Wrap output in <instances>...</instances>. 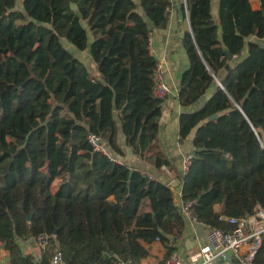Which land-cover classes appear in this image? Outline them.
Returning <instances> with one entry per match:
<instances>
[{"label": "trees", "instance_id": "16d2710c", "mask_svg": "<svg viewBox=\"0 0 264 264\" xmlns=\"http://www.w3.org/2000/svg\"><path fill=\"white\" fill-rule=\"evenodd\" d=\"M213 2L182 6L192 31L181 41L189 66L179 134L194 153L183 175L161 137L165 99L154 94L150 43L154 29H168L172 0H0V239L11 264H49L53 250L66 264H139L150 255L141 239L160 241L168 257L187 220L163 166L213 226L234 229L225 217L264 208V44L248 41L264 38V9L218 0L214 13ZM133 113L139 134L129 145ZM89 133L112 157L123 160L128 146L142 163L95 151ZM42 232L53 246L38 259L25 254L18 239ZM255 264H264V240Z\"/></svg>", "mask_w": 264, "mask_h": 264}, {"label": "crops", "instance_id": "0c3cea01", "mask_svg": "<svg viewBox=\"0 0 264 264\" xmlns=\"http://www.w3.org/2000/svg\"><path fill=\"white\" fill-rule=\"evenodd\" d=\"M186 0H172V7L170 11V20L169 26L166 31H160V35H166L167 41L161 42L159 39L154 36L151 39V52L156 59H165L167 63V80L173 89L174 93L165 99V104L163 107V114L161 116V137L166 143L167 150L176 160V165L181 167L182 155L188 152H192L193 145L192 140L188 139L181 141V146L178 145L179 141V116L182 111V106L177 99L178 96V86L180 78L183 72L188 68L189 63L186 58L184 49L182 48L181 41L185 28H188L192 31L189 18L187 17L188 11L183 12V4ZM253 9L261 8L260 0H250ZM218 0L213 2V12L218 11ZM264 38H257L251 36L248 38V41H257L262 42ZM264 44V43H263ZM248 45L242 51L240 56L230 59L232 63L238 62L244 59L248 55ZM85 56V55H84ZM87 61L88 57H86ZM90 62V61H89ZM91 64L94 65L96 69L95 62L91 61ZM126 141L127 144L133 145L139 134V123L137 121V116L135 113L131 115V120L126 124ZM124 137V136H123ZM124 138V139H125ZM124 163L128 165H133V163H142L139 158L134 155L130 147L127 146V156L123 159ZM150 167V165H148ZM164 174L166 178L170 179L175 186L177 182V176L174 170L168 169L166 166H163ZM222 204H216L215 209L217 211L221 210ZM208 229L203 225H191L187 222V226L184 229L183 235L176 239V250L179 252L186 264H194L200 260L198 251L201 248L207 247ZM143 245H145L150 255L141 261L142 264H158L162 263L166 257V248L160 243V241L155 240L151 243L141 239ZM35 247V246H34ZM28 254V253H25ZM5 263L11 264V261L5 260ZM216 264H240L239 261L234 256H229L228 258L219 257L216 261Z\"/></svg>", "mask_w": 264, "mask_h": 264}, {"label": "built area", "instance_id": "2783aa9c", "mask_svg": "<svg viewBox=\"0 0 264 264\" xmlns=\"http://www.w3.org/2000/svg\"><path fill=\"white\" fill-rule=\"evenodd\" d=\"M260 5L264 9V0H260ZM153 36L154 33L151 34L150 43ZM167 70L165 59H157L153 73L154 94L156 97L162 99H166L174 93L167 80ZM88 139L95 151L104 153L111 160L120 164L124 163L122 159L111 156L100 135L89 133ZM178 141V145L181 146V136H179ZM193 158V152L182 155L181 168L183 175L188 172ZM150 176L152 177V175ZM168 186L172 191L175 203L187 222L191 225H203L208 229V245L198 251L200 260L194 264H216L219 257L228 258L229 256H234L240 264H255L256 256L264 240L263 207L257 206L253 213L247 212L241 217H225L231 223L237 224L236 228L225 230L206 223L198 217L195 211V207L198 205V199H185L183 197L182 186L177 187L173 182H170ZM18 241L20 245L23 242L38 247L41 255L46 254L54 244L52 236L48 232H42L36 238L26 240L18 239ZM23 252L25 253L24 250ZM5 260L11 261V256L6 247V242L0 239V264H7ZM49 264H66L63 252L61 250L50 251ZM117 264H125V262L118 261ZM139 264L142 263L140 262ZM161 264H186V262L179 252H173Z\"/></svg>", "mask_w": 264, "mask_h": 264}, {"label": "water", "instance_id": "95a60500", "mask_svg": "<svg viewBox=\"0 0 264 264\" xmlns=\"http://www.w3.org/2000/svg\"><path fill=\"white\" fill-rule=\"evenodd\" d=\"M186 4V9L188 11V3L187 0L185 1ZM264 12V11H263ZM154 37L159 39L161 42H166L167 41V36L166 35H160L159 31L157 29H154ZM227 69H230V65L228 64L226 67L222 68L219 72L218 75L216 76V81L217 83L222 86V79L224 75L226 74ZM218 115L214 114L211 116V119L216 118Z\"/></svg>", "mask_w": 264, "mask_h": 264}, {"label": "rangeland", "instance_id": "374dc122", "mask_svg": "<svg viewBox=\"0 0 264 264\" xmlns=\"http://www.w3.org/2000/svg\"><path fill=\"white\" fill-rule=\"evenodd\" d=\"M264 43V40L261 42V44ZM27 73L26 71H23L19 74L18 78H17V82L18 83H22L23 80L26 78ZM21 246L23 247V250L25 251V253H31L33 254L34 257L41 258V251H39L38 247H34L32 245H28L27 243H21ZM166 258V257H165ZM164 258V259H165Z\"/></svg>", "mask_w": 264, "mask_h": 264}]
</instances>
